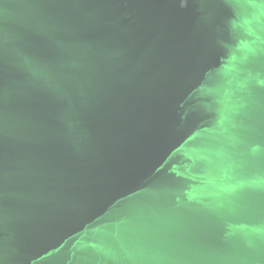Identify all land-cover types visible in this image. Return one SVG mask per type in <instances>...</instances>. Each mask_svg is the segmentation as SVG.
Returning <instances> with one entry per match:
<instances>
[{
  "label": "water",
  "instance_id": "obj_1",
  "mask_svg": "<svg viewBox=\"0 0 264 264\" xmlns=\"http://www.w3.org/2000/svg\"><path fill=\"white\" fill-rule=\"evenodd\" d=\"M261 81L264 0H0V264H264Z\"/></svg>",
  "mask_w": 264,
  "mask_h": 264
},
{
  "label": "snow or ice",
  "instance_id": "obj_2",
  "mask_svg": "<svg viewBox=\"0 0 264 264\" xmlns=\"http://www.w3.org/2000/svg\"><path fill=\"white\" fill-rule=\"evenodd\" d=\"M199 3L204 6L205 8H208V7H211L213 5H215L217 3V0H199ZM244 47H247V45L245 44ZM260 86L262 88H264V81H261L260 82ZM257 151H260L261 150V147L258 145L257 146ZM227 191H234V189H225Z\"/></svg>",
  "mask_w": 264,
  "mask_h": 264
}]
</instances>
